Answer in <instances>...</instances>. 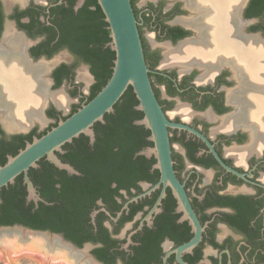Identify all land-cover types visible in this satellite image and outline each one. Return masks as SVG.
Instances as JSON below:
<instances>
[{"label": "flooded vegetation", "instance_id": "af4514ba", "mask_svg": "<svg viewBox=\"0 0 264 264\" xmlns=\"http://www.w3.org/2000/svg\"><path fill=\"white\" fill-rule=\"evenodd\" d=\"M131 2L156 97L170 122L190 129L170 128L169 133L174 172L199 220L200 242L179 253L196 228L174 189L161 183L155 155L145 154L154 147L148 129L141 130L145 143L135 158L144 164L135 181L124 174L123 181L108 182L98 173L88 181L83 171L95 170L87 164L95 149L82 134L56 152L76 173L44 157L28 172L37 200L29 199L24 174L0 191V208L7 201H21L31 214L41 211L43 216L35 218L46 227L16 222L0 227L20 225L62 235L78 250L89 248L100 264H264V58L254 63L240 59L216 37L220 27L243 24L245 36L264 42V0ZM96 10L92 0H0V69L10 68L12 75L45 66L49 93L67 84L69 99L67 108L48 100L43 122L12 127L6 122L12 87L0 71V165L98 90L92 51L100 48L105 55L100 75L112 70L110 41H102L107 26L93 14ZM95 26L98 37L91 35ZM235 33L229 30L228 36ZM82 36L86 38L79 44L70 45ZM181 46L187 49L186 59H169ZM78 69L88 72L87 89L76 79ZM47 208H57L60 216H46ZM53 219L58 220L57 231L48 226ZM66 233L82 245L68 240ZM102 250L105 259L99 256Z\"/></svg>", "mask_w": 264, "mask_h": 264}, {"label": "water", "instance_id": "95a60500", "mask_svg": "<svg viewBox=\"0 0 264 264\" xmlns=\"http://www.w3.org/2000/svg\"><path fill=\"white\" fill-rule=\"evenodd\" d=\"M97 2L111 31L112 40L109 46L116 53L110 80L91 101L84 104L67 119L61 120L45 135L35 138L32 143H28L25 149L21 150L15 157H10L5 165H0V191L2 188L13 184L19 175L24 174L29 199L37 200L36 189L28 176V172L32 167H37L38 162L44 157H47L57 167L76 173L74 168L62 163L56 152L60 151L63 145L71 143L82 134L90 137L93 143L95 141L93 129L95 124L104 123L105 116L114 111L115 105L129 87H132L139 101L137 110L144 113L143 120L138 121L137 124L144 125L151 131L150 140L154 143V147L148 149L145 154L148 156L155 155L158 160L157 167L161 171V183L174 189L186 215L191 218L196 228V235L193 240L179 248V253H181L193 248L200 242L201 226L188 201L184 186L179 182L174 172L169 129H190L170 122L156 97L150 78L151 70L147 64L138 21L131 0H97ZM26 230L29 233L43 234L47 237L53 236L54 242L63 247H68L74 252L78 251L75 245L59 234L36 231L20 225L0 227V232H25ZM2 237L4 235L0 234V238ZM84 254H87L91 262L100 264L89 251ZM181 263L186 264L182 261Z\"/></svg>", "mask_w": 264, "mask_h": 264}, {"label": "trees", "instance_id": "16d2710c", "mask_svg": "<svg viewBox=\"0 0 264 264\" xmlns=\"http://www.w3.org/2000/svg\"><path fill=\"white\" fill-rule=\"evenodd\" d=\"M92 2L97 6V10L93 14H95L97 18L99 15L101 16V18L103 17L104 25L107 26V29H105L104 31L105 35L102 38V41L111 42V31L108 28V23L105 21V15L97 0H92ZM97 30L98 26H95V28L91 32V35H95V37H98V35L95 33ZM85 38L82 36L76 38L73 41L71 40L70 45L73 47L75 46V44H79ZM96 42L99 43L100 40H96ZM94 53L97 55V58L95 59L96 61L92 58V60L95 61L93 65V72L96 74L98 80L100 81V84L97 85L98 90L90 97L88 102L91 101L110 80L113 74L114 62L116 59V53L111 49L112 70L109 71V73L105 76L104 73L103 75H100L101 72L98 70H100V68H105V62L103 60L105 55L101 54L100 48L96 51H92V54ZM63 73L64 70H61V73H59V75L61 76ZM138 105L139 101L137 100L133 88L129 87L121 100L115 105L114 111L105 116L104 123L97 124L96 127L98 128H96L95 130V140L97 139V141L93 142V147L95 150L94 152L92 151L93 156H91V160L87 161V164L89 166H93L95 170L90 173H88V171L85 172L82 170L86 175L88 181L92 180L94 175H97L95 173H98L100 177L106 175L107 178L103 179L108 182L113 179L123 181L121 180V176L124 174L128 175L129 182L136 180V175L138 174L137 171H139L137 169L138 167L140 168L141 165L144 164V162H142L138 158H135V155L139 151L141 146H143L145 143L144 138L142 137L141 130H147L144 125L137 124L138 121H141L144 118V113L137 110ZM77 110H74L72 114H74ZM71 115L65 117L64 120ZM115 149L118 150L115 151ZM78 180L81 181L82 179L80 178ZM0 212V223L4 225H14V222H16L24 226H29L33 229H44L47 225L45 222H42L39 219L35 218L36 216H43L41 215L40 210L36 213L31 214L28 208L21 201H7L0 208ZM58 213L59 211L57 208H47L44 212L46 216H56V218L57 216H60ZM28 216H32V218H29ZM57 225V219H53L48 223V226H50L53 231L58 230ZM66 238L70 241L76 242L80 246L82 245L80 239L76 238V236H73L72 234L66 233ZM98 253L102 259L106 258L105 256L107 255V252L105 250H102Z\"/></svg>", "mask_w": 264, "mask_h": 264}, {"label": "bare ground", "instance_id": "6f19581e", "mask_svg": "<svg viewBox=\"0 0 264 264\" xmlns=\"http://www.w3.org/2000/svg\"><path fill=\"white\" fill-rule=\"evenodd\" d=\"M223 11H225V8L220 10V12ZM222 16L223 14H221V17ZM243 28V24H236L235 27H232L231 25L228 28H218L216 35L218 42L225 46L227 50L236 52L237 57L240 59L247 60L252 63L256 62L259 58L263 59L264 42L261 41V39L255 37H250L247 35L245 36L243 33ZM229 30L231 32H236L235 35H232L233 37L231 35L228 36ZM186 52L187 49L184 46H181L180 49L171 53L168 58L172 60L184 61L186 59L184 56ZM10 70V68L6 70L0 69V71L4 72H2L4 78L7 80V82L9 81L8 83L12 87V90L9 92L11 98L8 97V100L10 101V107L7 109L8 114L6 119L8 125L17 129H25L29 127L35 120L43 122L42 107L50 99L61 108L67 107L68 99L63 93H49L47 89V82L44 79V75L47 71L45 66L41 65L37 68L27 69L25 70V73H13L12 75H10L9 72L13 71ZM7 233L11 234L12 232H0V234L4 235L3 238H5V234ZM14 236L17 238L30 239V241L33 242L32 245L35 246L49 245L48 241L46 242L42 237H30L29 235L23 234L21 232H16ZM50 242V245L56 249L63 247L57 242ZM7 243L10 245L13 244V242L10 241H7ZM64 250L66 255H71L72 258L74 256L76 260L80 259V255L78 253H75L71 250L69 251L68 249ZM85 264L93 263L85 262Z\"/></svg>", "mask_w": 264, "mask_h": 264}, {"label": "rangeland", "instance_id": "374dc122", "mask_svg": "<svg viewBox=\"0 0 264 264\" xmlns=\"http://www.w3.org/2000/svg\"><path fill=\"white\" fill-rule=\"evenodd\" d=\"M64 56L67 59H71L69 54L64 52ZM56 57L53 59L55 60ZM50 64V63H49ZM51 64L49 65V67ZM48 72V71H47ZM78 75H77V81L78 82H83L85 85L84 87L87 89L89 83H86L88 81L89 76L88 72L85 70H80L78 69ZM80 76V80L78 77ZM82 76V77H81ZM86 76V77H84ZM86 79V80H85ZM80 80V81H79ZM87 85V86H86ZM54 91H57L58 93H63L66 97L68 95V87L67 84L62 86L61 88L54 89ZM54 94V93H53ZM68 98V97H67ZM69 101V99H68ZM74 102V100H71V103ZM69 104V102H68ZM68 107V105H67ZM66 107V108H67ZM44 108V107H43ZM68 110H66L65 113ZM16 232H21L23 234L29 235L30 237H42L43 240L48 241V244L51 243L50 241H53V236L47 237L46 235L43 234H35V233H29L28 230L25 232L22 231H14L11 234H5V238H0L2 239L0 241V264H85V262H90L93 263L89 260L87 254L85 255L84 253L88 252L90 253V249L81 248L82 250H76L80 255V259L76 260L75 257H71V255H66L64 249H68L69 251L71 250L68 247H62L60 249H56L55 247L49 245H32L33 242L30 241V239L26 238H17L14 236ZM18 234V233H17ZM11 235V236H10ZM16 237V238H15ZM7 241L13 242V244L7 243ZM54 242V241H53ZM9 244V245H8ZM13 246V247H12ZM56 250V251H55ZM73 251V250H71ZM74 252V251H73ZM95 264V263H93Z\"/></svg>", "mask_w": 264, "mask_h": 264}]
</instances>
